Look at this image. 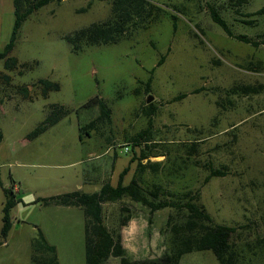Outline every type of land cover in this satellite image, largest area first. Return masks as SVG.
Wrapping results in <instances>:
<instances>
[{
	"label": "rangeland",
	"instance_id": "rangeland-1",
	"mask_svg": "<svg viewBox=\"0 0 264 264\" xmlns=\"http://www.w3.org/2000/svg\"><path fill=\"white\" fill-rule=\"evenodd\" d=\"M148 1L158 8L150 22L135 19L118 43L91 47L81 31L109 20L112 0L49 3L22 22L10 53L17 67L0 60V229L6 199L23 201L0 237V264H33L38 229L57 264H85L82 210L47 199L116 186L114 167L99 180L88 172L110 158L118 173L126 170L124 186L135 180L173 204L154 212L128 197L102 205L103 224L120 233L128 258L178 254L177 264H219L184 225L178 204L197 196L214 224L235 229L229 264H264V0ZM209 8L259 46L227 37ZM14 11V0H0V53ZM95 97L109 108V122L97 106L85 107ZM57 108L66 112L58 123L28 138ZM51 257L39 254L46 264Z\"/></svg>",
	"mask_w": 264,
	"mask_h": 264
},
{
	"label": "trees",
	"instance_id": "trees-1",
	"mask_svg": "<svg viewBox=\"0 0 264 264\" xmlns=\"http://www.w3.org/2000/svg\"><path fill=\"white\" fill-rule=\"evenodd\" d=\"M27 2L24 11L22 9V0H14V26L9 42L0 53V60L4 61L5 69H15L17 60L10 57V53L14 48V44L18 35V31L22 22L27 19L33 12L41 9L52 2L60 3L63 0H24ZM111 17L109 20L101 23L92 24L89 28L81 31V38L84 40V47L97 45H109L118 43L120 37L125 33L126 29L135 19H143L150 22L157 15L158 8L155 4L148 0H112ZM209 15L214 24H216L227 37L238 42L249 44L258 47L257 42L252 41L246 36L234 35L227 23L217 14L213 8H209ZM259 15H264V7L258 11ZM175 19V17L173 18ZM73 46V50L77 52L79 49ZM163 62V57L160 58L158 65ZM42 86L53 91L59 90L57 83L48 81H40ZM46 90V88H44ZM97 106L99 111V119L101 121H110V110L106 103L100 98L91 99L85 107ZM58 111H52V114L47 116L32 132L28 138H34L47 130L48 127L55 125L66 114L62 108H57ZM1 139V134H0ZM123 170L119 175V180L116 186L108 183L104 184L96 193H83L74 191L56 197L47 199L52 205L75 207L81 209L84 215V245H85V264H106L109 258L119 259L118 264H177L178 254H165L157 259L131 260L127 257L122 245L120 233L113 235L108 228L103 224L102 205L105 203L115 202L122 197H128L131 201L139 203L150 209L151 212L158 211L164 208H173L172 202L169 200L159 199L157 194L145 193L132 180L128 185L122 184ZM220 172L213 171L211 176H218ZM1 185V180H0ZM4 195L6 194L3 188ZM6 196V195H5ZM22 203L21 200L6 199L2 207V225L0 229V237L5 240L12 228L11 210ZM36 203V202H35ZM23 204V203H22ZM34 204V203H33ZM179 208L187 214L185 228L188 231L196 233V248L199 250L211 251L219 264H229L226 260V255L229 249L230 239L235 231L234 228L216 225L211 220L209 214L196 196L193 201L183 202L178 204ZM128 219L123 218L119 227H125ZM33 264H46L39 258V254L48 251L52 254L49 259V264H57L55 249L50 246L42 232L38 229L36 236L31 241Z\"/></svg>",
	"mask_w": 264,
	"mask_h": 264
},
{
	"label": "crops",
	"instance_id": "crops-1",
	"mask_svg": "<svg viewBox=\"0 0 264 264\" xmlns=\"http://www.w3.org/2000/svg\"><path fill=\"white\" fill-rule=\"evenodd\" d=\"M111 165V167H110ZM115 165H116V162H114V160H112L111 158L110 159H107L106 161H102L101 163H99L98 165H96L95 167L91 168L90 173H92V176L96 177L97 176V180H99L102 176L101 175H106V172L108 171V169L110 170L112 167H114V170H113V175H117L118 178H119V175L121 174V171L118 173L115 169ZM113 169V168H112ZM87 182H85L84 184H86ZM87 185H92L91 183L90 184H87ZM101 185V184H100ZM104 185V184H103ZM101 185L100 186V189L101 187L103 186ZM99 189V190H100ZM98 190V191H99ZM78 191V190H77ZM81 191V190H79ZM98 191H95L94 193L98 192ZM82 192V191H81ZM88 194H91V193H88ZM21 200V199H20ZM22 201V200H21ZM23 202V201H22ZM19 206V204H17L14 208H17ZM53 207H56V208H65V209H69V208H74V207H64V206H53ZM13 208V209H14ZM12 209V210H13Z\"/></svg>",
	"mask_w": 264,
	"mask_h": 264
},
{
	"label": "built area",
	"instance_id": "built-area-1",
	"mask_svg": "<svg viewBox=\"0 0 264 264\" xmlns=\"http://www.w3.org/2000/svg\"><path fill=\"white\" fill-rule=\"evenodd\" d=\"M129 151L128 148H124V152L127 153Z\"/></svg>",
	"mask_w": 264,
	"mask_h": 264
},
{
	"label": "water",
	"instance_id": "water-1",
	"mask_svg": "<svg viewBox=\"0 0 264 264\" xmlns=\"http://www.w3.org/2000/svg\"><path fill=\"white\" fill-rule=\"evenodd\" d=\"M150 101H151V98H148V99H147V102L149 103Z\"/></svg>",
	"mask_w": 264,
	"mask_h": 264
}]
</instances>
